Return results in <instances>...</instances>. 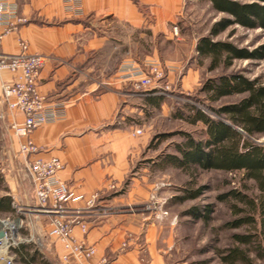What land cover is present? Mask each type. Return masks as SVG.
Segmentation results:
<instances>
[{"label":"crops","instance_id":"crops-1","mask_svg":"<svg viewBox=\"0 0 264 264\" xmlns=\"http://www.w3.org/2000/svg\"><path fill=\"white\" fill-rule=\"evenodd\" d=\"M11 1L23 21L2 39L0 54L15 55L21 40L29 54L46 57L37 90L46 101L65 105L61 120L31 133L38 149L34 157H57L63 164L58 177L74 196L100 193L93 210L81 216L86 233L74 227V236L96 248L91 263L166 264L171 238L165 239L164 224L144 210L160 168L147 158L159 104L149 94L137 96L119 71L122 61L145 55L147 31L170 21L179 0H78L79 8L63 0ZM13 79L2 72L0 85ZM4 109L9 125L22 120L19 112ZM69 206L83 207V200ZM44 250L47 264L54 258L56 264H77L60 261L64 250L54 239Z\"/></svg>","mask_w":264,"mask_h":264},{"label":"rangeland","instance_id":"rangeland-1","mask_svg":"<svg viewBox=\"0 0 264 264\" xmlns=\"http://www.w3.org/2000/svg\"><path fill=\"white\" fill-rule=\"evenodd\" d=\"M178 2L179 7L170 21L162 23L159 31H147L144 50L150 59H145V55H137L132 57L130 62H121V67L134 65L142 72L148 70V64L152 62L162 73L161 78L155 79L147 91H137L134 81L121 76L122 81L131 83V88L137 96L146 97L149 94V97L159 103V107L153 111L155 124L148 144L151 150L147 153V158L151 157L157 161L160 168L154 182L156 187L144 205V210L164 224L165 239L171 238L170 244L167 245L166 264H224L220 255H225L230 249L243 252L246 258L244 264H264V240L260 246L257 243L250 246L237 244L233 236L246 234L249 229L246 226L238 229L227 227L240 215H234L235 209L231 206L236 209H246V206L230 198L223 202L217 199L232 190L250 198H257L260 192L255 182L244 180L241 172L210 170L185 173L163 159L166 155H176L174 148L182 142L181 136L177 135L179 131L188 133L195 139L203 137L202 124L190 125L188 122L191 106L214 116L209 107L217 108L220 104L232 103L240 97L222 98L220 102L213 103L200 91L206 81L216 79L222 74L238 73L247 79L258 78L260 83H264V59H236L231 67L219 66L215 70H209L210 60L200 59L196 46L201 38L208 35L211 26L221 18H226V15L214 12L208 0ZM149 24L155 23L150 21ZM214 41L227 42L239 49L252 51L264 46V30H246L232 25L214 38ZM152 58L155 61L151 60ZM4 108L0 101V197L9 196L13 210L0 214V219H20L22 223L17 233L19 239L13 248L30 246L31 249L40 250L36 264H44L50 259L44 250L50 240L46 233L48 221L43 216L34 218L29 213L36 205L34 192L18 150L19 139L12 133L9 123L3 121ZM164 110L166 114L163 113ZM163 134L171 135L159 142L156 137ZM152 140L153 146H150ZM256 142L264 144V138H259ZM110 189L115 187L111 186ZM194 190H199L200 195L193 200H174L187 193H193ZM161 192L159 199L158 193ZM205 209H208L209 213H206ZM255 218L260 220L258 214ZM263 235L264 233H261V239ZM15 259L14 257L13 264H19Z\"/></svg>","mask_w":264,"mask_h":264},{"label":"trees","instance_id":"trees-1","mask_svg":"<svg viewBox=\"0 0 264 264\" xmlns=\"http://www.w3.org/2000/svg\"><path fill=\"white\" fill-rule=\"evenodd\" d=\"M208 2L214 12L226 15V18H221L211 26L208 35L201 38L196 46L198 57L210 60L209 70H215L219 66L231 67L233 60L236 59L263 60L264 46L248 51L227 42L214 41V38L232 25H238L246 30L261 28L264 30V0H208ZM200 91L213 103L220 102L222 98L240 97L232 103L220 104L217 108L209 107L214 116L191 106L188 122L190 125L201 123L203 137L195 139L188 133L179 131L177 135L181 136L182 142L174 148L176 155H166L163 159L185 173L210 170L225 173L241 172L244 180H253L260 192L257 198H250L232 190L217 199L223 202L230 198L246 206V209L231 206L235 209L234 215H240L227 227L238 229L246 226L249 229L248 233L234 235L233 240L237 244L250 246L257 243L260 246L264 240V235L263 239L260 237L261 233H264V144L256 141L264 138V83H260L258 78L247 79L238 73L222 74L216 79L206 81ZM158 104L157 102L156 105ZM170 135L163 134L156 138L162 142ZM152 143L153 140L150 146H153ZM199 195L200 191L194 190L193 193H187L174 200L179 202L193 200ZM12 210L10 197H0V214ZM205 211L209 213L208 209ZM257 214L259 221L255 218ZM31 248L19 246L12 248L11 251L19 264H36L40 251ZM257 251L261 254L260 250ZM220 259L224 264H244L246 258L242 251L230 249L225 255H220Z\"/></svg>","mask_w":264,"mask_h":264},{"label":"built area","instance_id":"built-area-1","mask_svg":"<svg viewBox=\"0 0 264 264\" xmlns=\"http://www.w3.org/2000/svg\"><path fill=\"white\" fill-rule=\"evenodd\" d=\"M71 6L79 8L78 0H63ZM18 17V5L11 0H0V43L2 39L16 28L21 22ZM20 51L15 55L0 54V74L9 72L13 74L11 82L3 81L0 85L2 92L1 103L11 113H20L22 120L12 119L10 128L19 139L18 150L23 158L36 205L29 211L34 218L43 216L48 221L47 235L59 242L64 250L60 261L66 263L72 259L77 264H112L105 259L91 263V258L96 253V248L86 245L83 240H78L74 234V227H78L82 234L87 231V226L81 216L96 206L100 197L99 192H94L84 198L73 195L69 185L58 177V172L63 169V164L57 157L41 159L34 157L38 152L31 140V133L37 127L54 123L62 119L65 105L61 102H48L37 90V80L40 71L46 66V57L38 54H29L24 41H19ZM149 69L138 70L134 65H124L120 68V78L135 82L137 91H147L155 79H160L162 73L157 65L149 62ZM122 72V73H121ZM139 133L140 131L137 130ZM83 200V207H71L70 202ZM104 212V215H107ZM18 219V218H17ZM12 220H2L4 224L3 236L0 238V264H13L14 255L11 249L17 245L18 223Z\"/></svg>","mask_w":264,"mask_h":264},{"label":"water","instance_id":"water-1","mask_svg":"<svg viewBox=\"0 0 264 264\" xmlns=\"http://www.w3.org/2000/svg\"><path fill=\"white\" fill-rule=\"evenodd\" d=\"M13 222L18 223V219H14ZM4 224L0 221V238L3 236Z\"/></svg>","mask_w":264,"mask_h":264}]
</instances>
